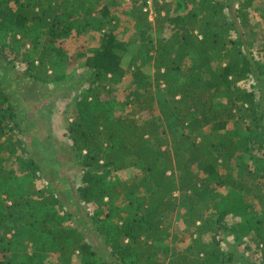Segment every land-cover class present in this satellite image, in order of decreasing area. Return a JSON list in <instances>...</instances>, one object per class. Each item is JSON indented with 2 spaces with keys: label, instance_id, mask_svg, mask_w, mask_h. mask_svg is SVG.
<instances>
[{
  "label": "trees",
  "instance_id": "obj_1",
  "mask_svg": "<svg viewBox=\"0 0 264 264\" xmlns=\"http://www.w3.org/2000/svg\"><path fill=\"white\" fill-rule=\"evenodd\" d=\"M254 1L183 0L186 14L170 16L168 4L155 0L153 26L140 6L139 16L134 11L138 36L150 48L124 69L128 42L110 27L116 19L109 0H0V65L12 62L11 45L26 41L36 54L23 71L27 78L61 80L65 75L54 69L68 68L80 56H66L64 41L88 30L100 33L99 47L85 58L76 87H86L66 126L80 174L71 203L49 179L51 171L62 173L59 158L39 154L36 142L35 152L29 150L16 94L0 72V264H73L75 256L78 264H236L235 254H225L221 245L229 230L225 217L238 209L264 248V61L250 49L256 33L247 9ZM164 28L169 37H151ZM150 61L153 78L144 71ZM127 73L132 84L125 101L132 111L112 117V93ZM244 80H252L259 95L238 85ZM235 118L245 120L246 133L235 132V140L221 147H201L198 132H219ZM221 151L226 155L219 164ZM234 154L241 164L231 177ZM244 156L254 168L242 162ZM224 164L229 167L222 175ZM121 171L133 175L112 178ZM37 181L43 187L35 189ZM219 187L258 200L261 217L250 204L244 215L246 207L223 199ZM178 207L189 238L182 248L175 247L180 229L171 233ZM169 238L172 244L159 247ZM18 248L24 251L18 254Z\"/></svg>",
  "mask_w": 264,
  "mask_h": 264
},
{
  "label": "rangeland",
  "instance_id": "obj_2",
  "mask_svg": "<svg viewBox=\"0 0 264 264\" xmlns=\"http://www.w3.org/2000/svg\"><path fill=\"white\" fill-rule=\"evenodd\" d=\"M160 4H168L169 11L171 12L170 16H175L177 14H186L185 8L183 6V0H156ZM111 13L115 16V21L108 24L114 27V32L117 35L118 39L124 42H128L127 53L125 54L122 66L124 69L127 68L128 61L132 58L143 59L146 57L145 53L150 46L145 45L141 42V38L138 36L139 24L140 22L136 21V16L138 11V16L140 15V8L143 6L141 1L132 0L131 3L127 4L123 0H109ZM155 3V0H154ZM141 6V7H140ZM178 7V8H177ZM142 9V8H141ZM155 9V17L151 21L147 16V26L154 25L157 23V9ZM143 11V9H142ZM249 13L250 23L255 27L253 32L256 33L251 41L252 54L259 60L264 61V0H255L247 9ZM160 23V22H159ZM158 24V23H157ZM155 27V26H154ZM158 27V26H156ZM155 27V28H156ZM160 28V27H158ZM170 31L160 29L151 34L153 39L157 37H163L166 39L169 37ZM18 38V37H17ZM100 43V33L88 30L85 31L81 36H71L70 38L64 41L66 56L77 55L76 62L64 70L61 68L54 69V74L57 75L64 74L65 76L58 80L55 83L40 82L32 78H27L24 75V70L27 68V63L36 59V54L32 52L31 44L20 40L11 45L8 49L10 51V60L11 63L8 64L5 60V65H0V72H5V80L11 85L10 91L13 94H16L14 97V102L18 103L16 105V111L21 115V125L26 129L25 139L29 150L35 152V148L32 147L33 142H36L38 145V153L45 155L48 159H55L58 157L59 160H56V165L59 169H62V173L57 170L51 171L49 174V179L55 180L56 186L59 188V192H62L64 199L67 203H71L72 195L74 189L80 184V174L76 172L73 168L75 167V162L72 160V154L70 152L71 142L68 141L66 135V126L70 121V117L74 113L75 102L78 97H80V91L86 87L85 82L81 83L76 87L78 78L84 74L85 68L83 67L85 58L91 54V52L99 47ZM192 59L195 61L196 56H192ZM2 64V63H0ZM152 61L144 67V71L153 78L154 76V67ZM13 66V67H11ZM10 70L8 71V68ZM53 71L48 69V75L52 74ZM44 79V78H43ZM132 84L131 73H127L123 76L120 83L115 87L114 92L112 93L114 100L110 106V113L112 117H117L121 114H126L131 112V107L126 104L125 94L128 88ZM242 89L246 91L254 90L256 95H259L258 88H253L255 83L252 80H244L238 84ZM157 97V93H156ZM157 98H155V103ZM154 103V106H155ZM215 103L219 106L224 104L221 100H215ZM133 113V112H132ZM156 111L154 112L155 115ZM151 115L147 113L138 114L136 113V118L147 119ZM244 119H232L227 122V126L219 130V132H214L210 127H206L198 132L199 137L197 141L200 142L205 150H211L214 147L221 145H227L230 141H234L235 132H245ZM239 129V130H238ZM181 130L177 131V136H179ZM197 134V132H196ZM36 139V140H35ZM38 154V155H39ZM219 164L222 163V158L225 157L226 152L221 151ZM231 159V167L233 171L232 176H236V171L241 164V160L237 157L236 154ZM250 156L242 157V162L245 164H252ZM224 165L221 167L220 174L225 175V171L228 170V167L224 169ZM48 171V170H47ZM133 174L130 172H116L112 176L115 180H126L131 177ZM65 177L64 180L62 177ZM25 184V183H24ZM212 183L211 185H215ZM44 183L37 181L35 183V189L43 187ZM264 191V188H263ZM216 192L219 193L223 199L227 200H236L242 207H246V212L250 211V206L253 205L255 212L260 216L261 212L257 210L260 208L258 205V200L247 199L244 200L245 191L240 192L237 188H226L219 187L216 189ZM61 194V196H62ZM176 198H179L178 194L173 195ZM5 196L0 193V202L4 201ZM259 207H258V206ZM91 206L85 207L89 210ZM92 211V207L90 208ZM82 213L84 211L82 209ZM185 217L182 207H178L174 213L171 233L179 230V238L175 242V247L182 248L183 246L189 243V238L187 233L182 231L185 228L183 219ZM249 216H243L242 209L237 211L230 212L225 217V222L229 226L228 232L224 235V240L221 245L225 254H235L236 264L242 261H249L253 264H261L264 261V248L261 245H258L254 241V235L252 233L254 225H248L245 220ZM261 217V216H260ZM175 223V224H174ZM184 234V235H183ZM183 238L185 240L183 241ZM172 238H169L167 241L159 243V247H165L172 244ZM182 241V242H181ZM24 249L18 248L17 253L23 252ZM79 259L77 256L73 258V264H78Z\"/></svg>",
  "mask_w": 264,
  "mask_h": 264
},
{
  "label": "built area",
  "instance_id": "obj_3",
  "mask_svg": "<svg viewBox=\"0 0 264 264\" xmlns=\"http://www.w3.org/2000/svg\"><path fill=\"white\" fill-rule=\"evenodd\" d=\"M143 2V11L146 13L148 18L152 21L155 17V9H154V0H138ZM123 2L129 4L132 2V0H123Z\"/></svg>",
  "mask_w": 264,
  "mask_h": 264
}]
</instances>
